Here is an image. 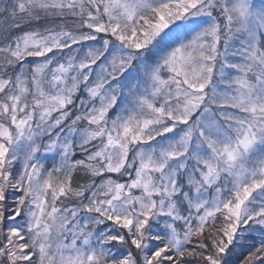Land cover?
Returning a JSON list of instances; mask_svg holds the SVG:
<instances>
[{
  "label": "snow or ice",
  "instance_id": "obj_1",
  "mask_svg": "<svg viewBox=\"0 0 264 264\" xmlns=\"http://www.w3.org/2000/svg\"><path fill=\"white\" fill-rule=\"evenodd\" d=\"M0 264H264V0H0Z\"/></svg>",
  "mask_w": 264,
  "mask_h": 264
},
{
  "label": "rangeland",
  "instance_id": "obj_2",
  "mask_svg": "<svg viewBox=\"0 0 264 264\" xmlns=\"http://www.w3.org/2000/svg\"><path fill=\"white\" fill-rule=\"evenodd\" d=\"M260 0H257V5L259 6Z\"/></svg>",
  "mask_w": 264,
  "mask_h": 264
}]
</instances>
